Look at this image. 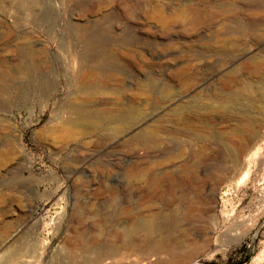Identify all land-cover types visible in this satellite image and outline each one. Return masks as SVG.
I'll use <instances>...</instances> for the list:
<instances>
[{
    "label": "rangeland",
    "instance_id": "rangeland-1",
    "mask_svg": "<svg viewBox=\"0 0 264 264\" xmlns=\"http://www.w3.org/2000/svg\"><path fill=\"white\" fill-rule=\"evenodd\" d=\"M222 134L240 137L250 168ZM192 152L205 182L172 232L181 249L106 237L160 220L168 184L135 175L183 170ZM260 163L264 0H0V264H99L110 248L112 264H264Z\"/></svg>",
    "mask_w": 264,
    "mask_h": 264
},
{
    "label": "bare ground",
    "instance_id": "bare-ground-1",
    "mask_svg": "<svg viewBox=\"0 0 264 264\" xmlns=\"http://www.w3.org/2000/svg\"><path fill=\"white\" fill-rule=\"evenodd\" d=\"M87 48H88V46H87ZM239 70L240 69H238V68L232 69V71L228 72L227 75L228 76H231V75L234 76V75L238 74ZM150 80L152 81L151 78H150ZM79 120H81L82 122L87 121V119H85L84 117H80ZM139 126H140V123L135 125L133 129H135L136 127H139ZM190 132H191V130H190ZM192 133L197 138H200L202 140L208 138V136L205 135L206 133L204 134V132L200 131V130L196 131V132L192 131ZM135 139H136L135 141L137 143H140L142 141L150 142L151 140H153V135L150 133H147V132L146 133L141 132L139 135H137L135 137ZM218 143L223 144L226 147L228 146V144H232L235 147V155L233 158H234V161L236 162L235 164H237L238 166H240L242 168H244V166H247L248 168H250V165H252L254 163V161L252 160V157L246 154L247 148L244 145V143L240 140V137L235 136V135H231V134H222V136L220 135V137L218 139ZM218 143H216V144H218ZM200 154H202V153H200ZM200 154L197 152H192L190 154V158H191L190 161H187V162L184 161V162H186L185 166H184V164H182L184 166L183 170L176 169L175 171H171V172L166 170V171L161 172L160 174H156V175L153 174L154 176H149L148 174H147L148 176L145 175L144 174L145 169H144V171L141 169L142 171H139V173H136L137 175H135V176L138 177V179L140 181H142V182L144 181V183L151 182L154 184L155 182H159L163 186H164V184H168L169 189H167V190H165L166 188L163 189L162 194L158 198V200L162 206L163 216L160 217V220L152 219L151 221H147L148 223L145 225V228H146L145 232L143 234L137 235L135 238H133L130 235L128 230L120 231L119 229H115L111 233V235L108 234V235H106V237H108V238L113 237L114 239L116 237L117 238L120 237V239L124 242L125 247H127V248L134 247V246L135 247H142L145 249V251L148 254H151V253L152 254H166L171 249H175V250L181 249L182 246H184V244H183L184 238H182L181 236L174 234L172 232L173 231L175 232V230L178 232H180V231L184 232V229H181L182 219H184V218H195V216L198 213V210H197L198 205H200V203H201L199 201L200 195L202 194V190H203V189H201L200 183L203 181L205 182V180H202L203 178L200 179L201 177L198 174V170H197L198 166L200 165V163L198 164V162H197L198 161V155H200ZM180 158H182V153L180 151L177 153L173 152V154H170L168 156L166 161L172 162L173 160L175 161V160L180 159ZM188 163H190V165ZM161 164L162 163L160 162V165ZM260 164L262 166H264L263 163H260ZM158 165H159V163H158ZM181 168H182V166H181ZM136 172H138V171H136ZM226 172L227 171L225 169H219L218 176L223 177ZM188 185H190L192 187V189L194 190L193 192L190 189H189L190 191H188V192L184 190L185 187ZM240 185H241L240 181L236 183L235 187L237 190L240 188ZM259 192H260L259 205H260L261 209L263 210L262 212H264V178L259 185ZM260 212H261V210H259V213ZM259 213L252 214V212H251L250 215L244 216L241 219V221H239V223H241L242 226H245L247 228H252L256 225L255 219H257ZM169 214H172V216L174 218L169 219V217H170V216H168ZM175 214H179L180 217L174 216ZM97 215H99V214H96V216ZM166 216H168V217H166ZM141 225L142 224L140 223L137 226H141ZM157 228L160 229L162 234L161 235L159 234V236L157 238H154L153 237V231L157 230ZM187 239H189V238H187ZM100 241H103L102 235L97 234L95 236V242L98 244L99 243L101 244ZM196 244H198V243H196ZM101 251L102 252H98L94 261L98 262L99 264H104V263L105 264H112L116 258V249L110 248L108 251L107 250L106 251L101 250ZM178 257L188 258V257H190V254L180 252V254H178Z\"/></svg>",
    "mask_w": 264,
    "mask_h": 264
}]
</instances>
